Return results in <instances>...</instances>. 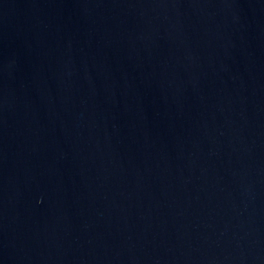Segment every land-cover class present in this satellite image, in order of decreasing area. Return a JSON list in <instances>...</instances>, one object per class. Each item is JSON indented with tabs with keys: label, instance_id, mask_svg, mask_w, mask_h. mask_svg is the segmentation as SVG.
Listing matches in <instances>:
<instances>
[{
	"label": "water",
	"instance_id": "water-1",
	"mask_svg": "<svg viewBox=\"0 0 264 264\" xmlns=\"http://www.w3.org/2000/svg\"><path fill=\"white\" fill-rule=\"evenodd\" d=\"M0 264H264V0H0Z\"/></svg>",
	"mask_w": 264,
	"mask_h": 264
}]
</instances>
